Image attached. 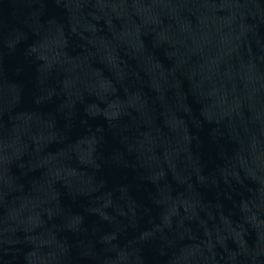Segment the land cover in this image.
Returning <instances> with one entry per match:
<instances>
[{"label":"water","instance_id":"water-1","mask_svg":"<svg viewBox=\"0 0 264 264\" xmlns=\"http://www.w3.org/2000/svg\"><path fill=\"white\" fill-rule=\"evenodd\" d=\"M0 264H264V0H0Z\"/></svg>","mask_w":264,"mask_h":264}]
</instances>
